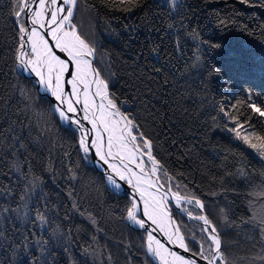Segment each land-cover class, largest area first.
I'll return each instance as SVG.
<instances>
[{
	"label": "snow or ice",
	"instance_id": "1",
	"mask_svg": "<svg viewBox=\"0 0 264 264\" xmlns=\"http://www.w3.org/2000/svg\"><path fill=\"white\" fill-rule=\"evenodd\" d=\"M238 3L264 9V0ZM100 7L113 20L138 15L156 33L151 71L129 73L126 93L113 90L120 73L111 53L77 22L82 9L98 15ZM149 7L157 12L149 15ZM8 15L11 42L0 52V264H119L109 247L112 220L128 229L117 241L125 264H136L137 254L142 264H264V103L252 87L237 99L228 82L214 86L220 71L208 54L220 45L204 38L198 10L187 0H10ZM214 23L221 32L238 24L232 15ZM105 24L115 32L107 16ZM240 30L254 34L248 25ZM152 74L208 111L207 130L243 146L224 159L237 162L225 175L248 185L244 213L218 206L213 216L161 158L163 142L146 129L165 117L146 99L153 90L141 87ZM61 128L73 130L75 160ZM81 162L95 163L98 176L85 181Z\"/></svg>",
	"mask_w": 264,
	"mask_h": 264
},
{
	"label": "trees",
	"instance_id": "2",
	"mask_svg": "<svg viewBox=\"0 0 264 264\" xmlns=\"http://www.w3.org/2000/svg\"><path fill=\"white\" fill-rule=\"evenodd\" d=\"M88 2L93 3L97 0H88ZM152 2L153 0H147L148 5H151ZM187 2L192 5L193 9L198 10L197 19L201 21L200 27L204 38L213 44L220 45L219 48L211 50L208 54L210 63L220 71V76L213 78L214 86L220 89L225 82H228L237 99L243 95V88L252 87L258 94V99L264 103V95H260V93H264V35L260 34L261 27H264V9L247 7L238 3V0H209L207 4L204 3V0H187ZM9 3L10 0H0V52L5 55L13 31L11 18L8 15ZM147 10L149 15L157 12L155 8L151 7ZM114 15L119 16L120 19H111L110 14L103 7L99 8L98 15L89 13L85 8L78 15L77 22L86 36H91L94 33L103 49L111 53L114 66L120 73L119 79L113 84V90L126 93L128 89L125 85L129 82V73L139 74L141 68L144 72L151 71L150 61L153 58L149 53L150 38H154L156 33L150 32L138 15L134 14L131 17H125L121 13ZM223 15H232L238 22L233 30L221 32L215 28V20ZM106 16L109 18L112 28L115 29V32H111V34L110 30L106 28ZM210 20L213 23L208 27ZM125 24L135 30L125 31ZM241 24L248 25L254 30V34L241 31ZM137 56H141L139 61L136 59ZM9 68H11L10 64ZM9 68L4 71L7 72ZM152 76L151 80L145 78L141 87L153 90L155 94L147 96L146 99L150 101L160 116L165 117L163 126H161L160 120H157L154 128L146 129L156 134L157 139L163 142L164 149L161 151V158L172 171L184 174L181 179H184L189 187L194 189L196 194L206 202L213 216L218 206H228L237 215L244 213L246 210L245 193L248 185L237 177L225 175L226 169L235 171L237 162L232 156H229L228 160L224 159L227 150L238 152L243 150V146H238L231 139L230 134L223 130H207V126L204 124L208 118L206 109H201L194 99L179 95L178 85L162 86L163 77L156 74H152ZM59 131L71 145L70 150H72L75 160L77 153L74 150L73 130L66 131L61 128ZM172 141H175V145L171 143ZM181 153L184 154L183 158L178 160L177 157ZM248 163L257 170L262 167L261 163L251 156L248 157ZM81 164V172L86 174L85 181L88 177L98 176V172L93 166L84 162ZM221 178H223L222 184ZM49 189L54 191L51 185ZM212 192L218 194L213 197L210 195ZM95 195L94 192L93 196ZM120 196L123 197V194ZM103 197L111 202L118 199L111 195L110 190L103 191ZM123 202L120 199V203ZM75 223L84 224L85 222L76 218ZM107 228L113 237L109 241L113 256L119 261V264H125L122 246L117 241L122 238V234L128 235V229L120 220H112L107 224ZM137 238V234H132L130 237L132 240ZM243 243L241 241V244ZM143 259L140 254L134 256L136 264H142Z\"/></svg>",
	"mask_w": 264,
	"mask_h": 264
},
{
	"label": "water",
	"instance_id": "3",
	"mask_svg": "<svg viewBox=\"0 0 264 264\" xmlns=\"http://www.w3.org/2000/svg\"><path fill=\"white\" fill-rule=\"evenodd\" d=\"M91 166H93L95 169H96V164L95 163H92V164H90ZM121 194H123V193H121ZM120 194V195H121ZM185 255H187V254H185Z\"/></svg>",
	"mask_w": 264,
	"mask_h": 264
},
{
	"label": "bare ground",
	"instance_id": "4",
	"mask_svg": "<svg viewBox=\"0 0 264 264\" xmlns=\"http://www.w3.org/2000/svg\"><path fill=\"white\" fill-rule=\"evenodd\" d=\"M177 251H179V249H177Z\"/></svg>",
	"mask_w": 264,
	"mask_h": 264
}]
</instances>
